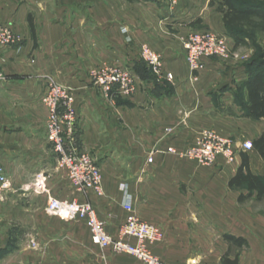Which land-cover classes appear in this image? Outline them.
<instances>
[{
  "label": "crops",
  "instance_id": "obj_1",
  "mask_svg": "<svg viewBox=\"0 0 264 264\" xmlns=\"http://www.w3.org/2000/svg\"><path fill=\"white\" fill-rule=\"evenodd\" d=\"M221 1L0 0V25L13 37L0 48V168L11 185L0 190V264H142L93 245L82 222L50 216V198L90 203L114 237L131 215L154 226L161 239L148 247L163 264H264V194L229 187L243 154L264 185V160L253 149L211 166L179 155L203 131L236 146L264 132V119L244 117L235 102L243 63L206 61L200 72L186 63L193 32L251 52L235 47ZM143 46L160 60L159 76ZM110 67L132 73L131 97L93 85L91 73ZM51 84L73 98L77 147L100 167L102 196L77 192L47 144L42 100Z\"/></svg>",
  "mask_w": 264,
  "mask_h": 264
},
{
  "label": "built area",
  "instance_id": "obj_2",
  "mask_svg": "<svg viewBox=\"0 0 264 264\" xmlns=\"http://www.w3.org/2000/svg\"><path fill=\"white\" fill-rule=\"evenodd\" d=\"M172 4L175 0H170ZM13 43L11 32L0 25V48L8 47ZM185 59L192 72H200L206 61H227L230 50L223 37L210 32H193L184 40ZM140 55L148 63L153 74L159 76L162 66L160 60L150 50L143 46ZM237 58L236 55L232 56ZM165 79L172 80L171 74ZM93 85L105 93L114 90L119 96L128 98L136 91L134 77L129 70L110 67L91 73ZM46 110V141L57 157V165L64 170L70 185L79 193L93 192L97 196L103 195L102 173L100 167L92 157L80 151L77 147L76 113L72 107L73 98L69 91L57 84H51L46 96L42 100ZM252 149L250 142L236 146L230 138L217 135L215 132L203 131L195 144L179 153L188 159L196 161L202 166H211L218 157H223L227 163H233L239 150ZM167 152L172 153V149ZM151 163L152 159L149 158ZM38 180L41 176L37 177ZM11 187L4 171L0 168V190L7 191ZM124 184L119 186L124 190ZM39 192L44 188L39 186ZM131 212L130 206H125ZM46 212L68 222H82L90 233L93 245L102 249H110L116 254H127L142 264H163L152 255L149 244L161 239V233L134 215L128 217L119 229L116 237L110 235L103 221L99 219L96 211L88 202L77 200H59L50 198ZM133 239L134 243L128 242Z\"/></svg>",
  "mask_w": 264,
  "mask_h": 264
},
{
  "label": "trees",
  "instance_id": "obj_3",
  "mask_svg": "<svg viewBox=\"0 0 264 264\" xmlns=\"http://www.w3.org/2000/svg\"><path fill=\"white\" fill-rule=\"evenodd\" d=\"M237 2L238 0H222L216 4V11L221 14L235 47H240L247 43V30L264 32V8L253 4L237 6ZM259 58H262V62L253 60L244 64L246 79L238 83L234 94L235 102L243 110V116L251 120L264 119V56ZM145 74L150 75L149 72ZM252 149L264 160V132L252 142ZM244 170L247 171L246 175L243 174ZM244 185L250 190H258L259 197L264 194L263 182L249 173L248 161L243 154L241 166L229 182V187L241 188Z\"/></svg>",
  "mask_w": 264,
  "mask_h": 264
},
{
  "label": "rangeland",
  "instance_id": "obj_4",
  "mask_svg": "<svg viewBox=\"0 0 264 264\" xmlns=\"http://www.w3.org/2000/svg\"><path fill=\"white\" fill-rule=\"evenodd\" d=\"M246 4H253L257 5L260 8H264V0H238L237 6H244ZM248 31V37L246 39L247 43L246 46L248 49H251V52L249 54H243V51H246L245 49H240L239 52H234L232 49H230V58L228 60H237L243 64L251 63L254 61L262 62V58H259V56H264V32L257 31V30H247ZM245 53V52H244ZM236 55L237 58H233L232 56Z\"/></svg>",
  "mask_w": 264,
  "mask_h": 264
}]
</instances>
